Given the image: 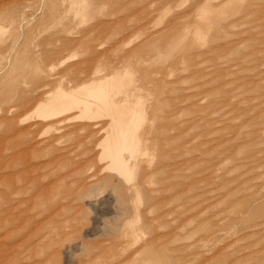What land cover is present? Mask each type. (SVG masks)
Instances as JSON below:
<instances>
[{
    "label": "rangeland",
    "instance_id": "374dc122",
    "mask_svg": "<svg viewBox=\"0 0 264 264\" xmlns=\"http://www.w3.org/2000/svg\"><path fill=\"white\" fill-rule=\"evenodd\" d=\"M71 1L0 0V264H264V0L200 37L198 0ZM97 69L144 100L133 196L92 123L33 114Z\"/></svg>",
    "mask_w": 264,
    "mask_h": 264
},
{
    "label": "bare ground",
    "instance_id": "6f19581e",
    "mask_svg": "<svg viewBox=\"0 0 264 264\" xmlns=\"http://www.w3.org/2000/svg\"><path fill=\"white\" fill-rule=\"evenodd\" d=\"M91 6L88 0H72L68 11L75 16H85L93 11ZM196 7L194 25L196 35L200 37L203 36L201 25L211 27L225 22L232 12L239 9V0H198ZM178 44L179 42L168 40L167 50L171 51ZM100 72L97 69L95 77L72 88L65 89L60 84L54 90L46 92L36 104L33 114L43 125L54 130L70 121L92 123L82 124V129L93 126L97 128V133L102 134L98 144L100 159L106 160L105 168H110L125 178L126 182H118L125 186L124 193L126 191L128 196H133V188L127 184L131 177L129 164L132 161L135 163V155L140 153L145 136L150 134V126H144V100L139 95L140 87L129 85L124 79L125 74L117 70L103 75ZM55 140V137H50L46 142L51 146Z\"/></svg>",
    "mask_w": 264,
    "mask_h": 264
}]
</instances>
